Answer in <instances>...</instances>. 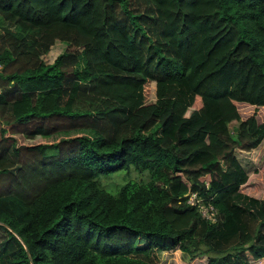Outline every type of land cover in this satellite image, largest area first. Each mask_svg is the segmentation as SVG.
<instances>
[{
    "label": "trees",
    "instance_id": "obj_1",
    "mask_svg": "<svg viewBox=\"0 0 264 264\" xmlns=\"http://www.w3.org/2000/svg\"><path fill=\"white\" fill-rule=\"evenodd\" d=\"M3 18L22 30L0 31V264H264V167L234 154L264 134V0H0Z\"/></svg>",
    "mask_w": 264,
    "mask_h": 264
},
{
    "label": "rangeland",
    "instance_id": "obj_2",
    "mask_svg": "<svg viewBox=\"0 0 264 264\" xmlns=\"http://www.w3.org/2000/svg\"><path fill=\"white\" fill-rule=\"evenodd\" d=\"M3 27H6L11 31L17 33L22 30V28L18 26L17 23L12 21V19H8V18H3L0 21V31ZM25 34L36 36L38 34V30L28 29L26 30ZM62 47H63V43L61 42L59 37L53 36L51 40L48 38L46 39L41 38L39 40L38 50L40 57L45 62H49L60 51ZM144 95H145V101L154 99L153 81L148 82V84L144 87ZM235 123L236 121L232 120L230 123H228V128L231 130L232 127L235 125ZM16 139L18 142H21V139L18 136H16ZM45 140L51 141L52 139L50 137L48 138L35 137L31 141L35 143V142H42ZM234 154L238 159L239 163L241 164V166L246 171V173L251 174L254 172V168L258 169V167L261 166L264 167V134L261 135L257 144L248 150L239 149L235 147ZM133 175L134 172H131V176ZM141 176L143 177V175ZM107 182H108L107 186L110 189H112L114 187L115 181L108 179ZM235 202L237 204L241 203L240 205L248 207V209L254 211L257 216L260 215V211L258 210L259 205L254 200L252 199H245L243 201L235 200ZM233 237H236L235 233L228 235L226 238H221L219 234H215V236L211 239V243L212 245L219 247L222 243L223 244L230 243ZM156 253L159 262H168L171 264H207V258L204 253L196 254L190 257L189 255L182 253L178 248L168 251H159Z\"/></svg>",
    "mask_w": 264,
    "mask_h": 264
},
{
    "label": "built area",
    "instance_id": "obj_3",
    "mask_svg": "<svg viewBox=\"0 0 264 264\" xmlns=\"http://www.w3.org/2000/svg\"><path fill=\"white\" fill-rule=\"evenodd\" d=\"M184 202L195 206L201 217L209 222H215L218 217V212L210 202H204L195 190H189L183 193Z\"/></svg>",
    "mask_w": 264,
    "mask_h": 264
}]
</instances>
